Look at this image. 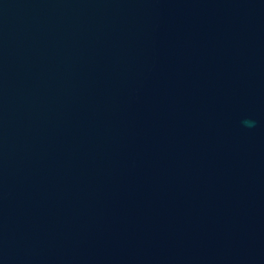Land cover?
<instances>
[{
    "label": "water",
    "instance_id": "water-1",
    "mask_svg": "<svg viewBox=\"0 0 264 264\" xmlns=\"http://www.w3.org/2000/svg\"><path fill=\"white\" fill-rule=\"evenodd\" d=\"M0 264H264V0H0Z\"/></svg>",
    "mask_w": 264,
    "mask_h": 264
},
{
    "label": "clouds",
    "instance_id": "clouds-1",
    "mask_svg": "<svg viewBox=\"0 0 264 264\" xmlns=\"http://www.w3.org/2000/svg\"><path fill=\"white\" fill-rule=\"evenodd\" d=\"M244 124L246 126H253L254 125V122H251V121H244Z\"/></svg>",
    "mask_w": 264,
    "mask_h": 264
}]
</instances>
